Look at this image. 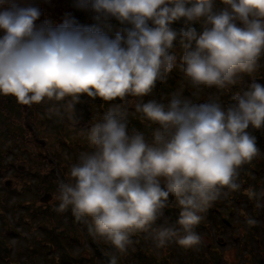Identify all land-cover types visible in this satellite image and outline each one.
I'll list each match as a JSON object with an SVG mask.
<instances>
[{"label":"clouds","instance_id":"clouds-1","mask_svg":"<svg viewBox=\"0 0 264 264\" xmlns=\"http://www.w3.org/2000/svg\"><path fill=\"white\" fill-rule=\"evenodd\" d=\"M74 6L91 23L73 12L58 22L43 18L37 0H0V96L27 106L68 97L69 111L82 97L121 102L81 130L91 150L70 167V181L59 183L58 211L70 208L90 235L120 253L136 232L149 233L157 248L198 246L202 214L240 189V169L260 154L249 129H264V84L240 86L264 57V0H74ZM179 22L184 26L174 28ZM177 67L197 92L216 94L201 102L182 91L167 102L143 99ZM128 98L150 135L129 129L122 107ZM49 111L60 114L55 105ZM170 205L178 209L174 224L156 226Z\"/></svg>","mask_w":264,"mask_h":264},{"label":"rangeland","instance_id":"rangeland-1","mask_svg":"<svg viewBox=\"0 0 264 264\" xmlns=\"http://www.w3.org/2000/svg\"><path fill=\"white\" fill-rule=\"evenodd\" d=\"M37 2L43 18L58 22L65 12H73L91 23L90 14L76 9L74 0ZM260 67L264 69V62ZM173 71L174 92L182 91L196 102L207 100L209 93L216 94L214 89L197 92L179 67ZM258 76V70L252 76L243 75L240 87ZM153 98L165 96L152 93L143 99ZM229 99L230 93L221 96L223 102ZM69 100L27 106L14 97L0 96V264H108L112 256L117 257V264H264V195H260L264 193V129H249L260 154L246 164H252L251 170L240 169V176L244 174L240 189L226 193L202 214L195 229L201 237L200 247L185 249L170 242L157 248L149 233L136 232L127 251L120 253L108 241L90 235L87 224L77 221L67 209L58 211L59 183L70 181L69 170L78 162L77 156L91 150L88 143L83 150L81 140L86 136L81 130L99 117L97 107L101 119L111 104L103 108L101 100L82 97L69 111ZM127 100L122 107L138 120L132 128L150 135L147 122L133 112V98ZM54 105L59 115L49 111ZM73 144L78 146L75 150L70 148ZM45 193L51 197L40 202ZM177 215L178 209L170 205L156 226L165 220L174 224ZM249 219L255 223L249 224Z\"/></svg>","mask_w":264,"mask_h":264},{"label":"trees","instance_id":"trees-1","mask_svg":"<svg viewBox=\"0 0 264 264\" xmlns=\"http://www.w3.org/2000/svg\"><path fill=\"white\" fill-rule=\"evenodd\" d=\"M57 14V13H56ZM76 16L79 18V16L76 14ZM80 20H81V22H84V23H87V21H83L81 18H79ZM53 21H56V20H53ZM119 27V25H117L116 23L115 24H113V29L115 30V27ZM184 25H183V23L182 22H179V23H176V24H174L173 25V27L174 28H176V29H180L181 27H183ZM196 27H199L198 25H196ZM263 62L264 61H260V66H262L263 65ZM258 67V71L260 72V77L258 76V77H256V78H254L253 77V79H256L257 81H259L260 83H262V84H264V69H262L261 67ZM175 70V69H174ZM174 77H176V75L174 74V71L172 72V73H170L169 74V76H168V78H167V80L164 82V83H157V85H156V88L153 90V93L155 94V97L156 96H159L160 94H163L164 96H165V98H163L162 100L165 102L167 99H169L170 98V96H171V94L174 92V87H175V85H174V82H175V79H174ZM156 99V98H155ZM158 100V99H157ZM126 101H128V100H126ZM194 102H196V101H194ZM109 103H111V104H114V103H121V102H119V101H116V102H109ZM123 104L124 103H126V102H122ZM107 104L108 103H106V102H103L102 101V103H101V105H102V107L103 108H107ZM98 108H99V112H98V116L99 117H97V116H95V118L90 122V124L89 125H91V124H94V123H96V122H98L99 120H100V115H99V113H100V106L99 107H97V111H98ZM103 113H104V111H103ZM102 116V115H101ZM127 119H128V126H129V129H130V127H131V129H132V126H134V125H137L138 124V120L137 119H133V118H131V116L130 115H128L127 116ZM150 131H151V128H150ZM80 138L82 137V136H79ZM39 142V141H38ZM81 143L83 144V150H84V148H86V146H87V139L86 138H84V139H82L81 140ZM78 146H76V144H73V145H71L70 146V148L71 149H76ZM79 156H77V158H78ZM59 159H61V158H59ZM62 159H64V158H62ZM61 159V160H62ZM254 161V160H253ZM62 162V161H61ZM58 165H60V164H55V167H57ZM251 165H247L246 166V164L245 165H243L242 166V168H249L250 170H251ZM58 170V169H57ZM244 175V174H243ZM243 175L242 176H239V183H240V185L242 186V183H243V179H242V177H243ZM66 182H69L68 180H66ZM45 194H49V193H45ZM251 206V205H250ZM67 212H69L70 214H72V212H71V210H70V208H67ZM232 213V212H231ZM64 215H65V213H63ZM73 215V214H72ZM204 243V242H203ZM197 247H200L199 245L198 246H196V247H194L195 249L197 248ZM264 258V257H263Z\"/></svg>","mask_w":264,"mask_h":264},{"label":"water","instance_id":"water-1","mask_svg":"<svg viewBox=\"0 0 264 264\" xmlns=\"http://www.w3.org/2000/svg\"><path fill=\"white\" fill-rule=\"evenodd\" d=\"M51 195L50 194H44L41 198H40V202H44L46 201L48 198H50Z\"/></svg>","mask_w":264,"mask_h":264}]
</instances>
